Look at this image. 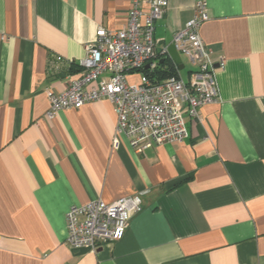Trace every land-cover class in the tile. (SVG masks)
Wrapping results in <instances>:
<instances>
[{
	"label": "crops",
	"instance_id": "crops-1",
	"mask_svg": "<svg viewBox=\"0 0 264 264\" xmlns=\"http://www.w3.org/2000/svg\"><path fill=\"white\" fill-rule=\"evenodd\" d=\"M168 1L159 53L198 0ZM203 1L219 99L185 115L182 142L137 152L114 148L109 99L47 116V91L83 74L86 44L124 28L132 0H0V264H264V0ZM142 191L121 240L66 243L71 207Z\"/></svg>",
	"mask_w": 264,
	"mask_h": 264
},
{
	"label": "built area",
	"instance_id": "built-area-1",
	"mask_svg": "<svg viewBox=\"0 0 264 264\" xmlns=\"http://www.w3.org/2000/svg\"><path fill=\"white\" fill-rule=\"evenodd\" d=\"M168 0H132L128 21L120 30L99 26L95 38L86 44L80 64L83 74L68 80L67 88L56 94L47 91V116L67 108H80L88 102L109 99L115 106L117 125L113 146L127 138L137 152L173 142L188 135L185 115L201 119L200 108L218 101L217 68L211 51L200 34L210 18L207 3L198 0L194 15L179 30L173 43L181 55L196 66L188 81L177 74L154 81L141 73L137 81L130 75L143 67L154 70L169 55L168 47L157 51L156 22L167 11ZM225 66L224 58L219 67ZM124 196L111 202L92 200L75 205L67 212L66 243L74 251H96L101 245L121 240L133 215L142 211V194ZM0 235V244H1Z\"/></svg>",
	"mask_w": 264,
	"mask_h": 264
},
{
	"label": "trees",
	"instance_id": "trees-1",
	"mask_svg": "<svg viewBox=\"0 0 264 264\" xmlns=\"http://www.w3.org/2000/svg\"><path fill=\"white\" fill-rule=\"evenodd\" d=\"M138 72H142L143 74H146L150 78H152L154 81H161L171 75L177 74L176 71V65L172 58H163L159 64L158 67L154 70H151L148 67H143Z\"/></svg>",
	"mask_w": 264,
	"mask_h": 264
},
{
	"label": "water",
	"instance_id": "water-1",
	"mask_svg": "<svg viewBox=\"0 0 264 264\" xmlns=\"http://www.w3.org/2000/svg\"><path fill=\"white\" fill-rule=\"evenodd\" d=\"M168 52L171 56V58L174 60V62L176 64L179 65V68L180 69H183L184 68V64H183V58H182V55L180 54V52L176 49L175 47V44L174 43H171L168 47ZM148 67V66H147ZM89 249H86V248H83L81 250L78 251L79 254H82V253H86L88 252Z\"/></svg>",
	"mask_w": 264,
	"mask_h": 264
},
{
	"label": "rangeland",
	"instance_id": "rangeland-1",
	"mask_svg": "<svg viewBox=\"0 0 264 264\" xmlns=\"http://www.w3.org/2000/svg\"><path fill=\"white\" fill-rule=\"evenodd\" d=\"M182 58H183V61L187 64L186 68H184V69L182 70V74H183L184 76H186L190 64H189L188 59H187L184 55L182 56Z\"/></svg>",
	"mask_w": 264,
	"mask_h": 264
}]
</instances>
